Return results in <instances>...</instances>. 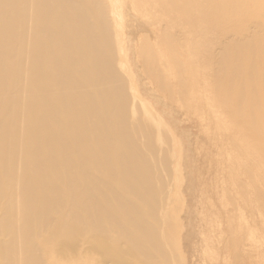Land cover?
<instances>
[{
    "label": "bare ground",
    "instance_id": "bare-ground-1",
    "mask_svg": "<svg viewBox=\"0 0 264 264\" xmlns=\"http://www.w3.org/2000/svg\"><path fill=\"white\" fill-rule=\"evenodd\" d=\"M211 1L216 19L205 37L199 22L208 19L205 12L198 17V0H0V264L174 262L165 230L174 226L168 197L181 180L177 141L163 129V115L142 105L138 78L130 74L133 55L164 90L174 78L179 89L185 81L196 85L199 66L182 63L181 49L192 38L205 39L206 47L210 31L243 14L216 34L217 86L229 89L223 104L239 118L236 127L252 118L264 141V123L255 121L258 110L264 116V0ZM154 13L165 22L162 32L152 26L159 20ZM130 21L137 23L133 34ZM179 25L183 39L167 31ZM135 32L145 34L137 50ZM151 34L162 39L169 68L155 63L161 49L148 46ZM188 46L194 48L192 40ZM208 94L196 89L195 107L213 111L228 139L230 125L212 110ZM191 96L187 89L189 105Z\"/></svg>",
    "mask_w": 264,
    "mask_h": 264
},
{
    "label": "rangeland",
    "instance_id": "rangeland-1",
    "mask_svg": "<svg viewBox=\"0 0 264 264\" xmlns=\"http://www.w3.org/2000/svg\"><path fill=\"white\" fill-rule=\"evenodd\" d=\"M209 2V5L208 1L207 5L205 4V10L201 11L199 9L203 5V0H198L197 4L194 3L196 11L198 8V17H201L205 12V18L208 19L199 22L205 37L204 28L210 26L211 22L216 19V14H214V10L212 12L211 7L213 3L211 0ZM158 11L156 9L154 12ZM153 15L158 19L162 18L160 14L154 13ZM241 18H243V14H239L235 19L227 17L224 20L222 30L229 24L238 22ZM254 22L250 23L251 30L257 29L252 24ZM128 24L130 25V32L133 34L137 23L130 21ZM153 24L155 31L162 32L165 22L159 19L155 20ZM248 25L242 23L241 27H249ZM180 26L170 28L167 31L179 33L183 39L186 31ZM222 30L214 28L213 31L209 32L212 38L208 37L206 47L205 39L198 44V40L192 38L186 42V51L181 49L179 57L182 63H187L188 66L190 64L199 66L196 85L185 81L182 83V87L185 89L177 87L176 78L170 80L172 89H162L157 81L145 76L141 66L142 57L135 53L133 55L135 60L131 59V63L136 64L137 67L130 74H134L138 78L136 88L138 87L142 91L138 93L142 105L147 106L150 112H155V115L160 113V116L165 117L162 116V121H164L162 123L165 126L163 129L167 127L168 130L173 131L172 136L175 137V142L177 141L175 145L178 151L174 160L177 162H175V169L179 175V180L180 178L181 180L179 184L175 185L168 197L172 199V205L167 209V213L172 206L176 209L168 215L170 217L168 222L170 224L173 222L174 226L172 230H165L173 241L171 252L175 256V260L172 264H264V194H262L264 192V141L261 140L260 131H254L250 126V122L254 121L252 118L240 119V129H238L236 127L237 122L234 121L236 117H230L226 113L227 109L223 100L226 97L224 92H228L229 89H218L219 74L216 70L219 60L218 42L220 39L216 34L221 33ZM245 30L246 28L238 29L240 39L247 37L242 35L248 34H245ZM194 31L197 32V29ZM223 34L221 35L223 36ZM144 35L135 32L136 50L143 48L142 39ZM148 36V46L154 51L157 48L161 49L158 54H155V63L161 69L165 64L166 68H169V62L164 63L162 59V47L160 45L162 39L157 35ZM200 37H203V34ZM132 38L131 35L130 40ZM126 40L128 41V37ZM130 40L127 43H130ZM189 40L194 43L192 49L188 46ZM125 46L128 48V44H124ZM241 52H243L242 55L245 54L241 50L239 55ZM232 54L231 52V57ZM145 59L150 63L149 57L144 56ZM206 66L209 67L207 74L203 71ZM231 68H233L232 65ZM244 73L249 72L243 70L242 75ZM183 76L187 77L188 75L183 74ZM248 80V78H244L237 85L240 86L242 81L244 83ZM201 87L209 90L207 98L210 104L214 106L212 110L221 115L222 119H226L223 121L224 125H230L231 134H228V139L220 134L217 119L213 117V111L195 107L194 91L196 89L198 91L203 90ZM187 89L192 92L191 105L187 102ZM258 91L257 105L260 89ZM248 93L250 94V92ZM257 105L255 108L258 110ZM207 118L210 123L204 127V121ZM255 118L261 127L264 123V116H260L259 110ZM206 127L208 128L206 129ZM205 129L207 134H205ZM228 153L232 155L231 160L225 156ZM238 161L241 162L240 165L237 163ZM163 263L171 264L164 262V260L157 264ZM106 264L114 263L109 261ZM117 264L128 263L121 259Z\"/></svg>",
    "mask_w": 264,
    "mask_h": 264
}]
</instances>
